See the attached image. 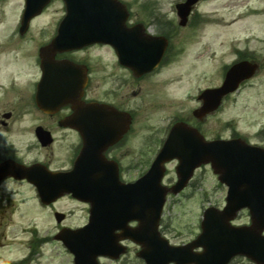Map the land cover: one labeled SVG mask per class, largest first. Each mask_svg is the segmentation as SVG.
<instances>
[{"label": "rangeland", "instance_id": "obj_1", "mask_svg": "<svg viewBox=\"0 0 264 264\" xmlns=\"http://www.w3.org/2000/svg\"><path fill=\"white\" fill-rule=\"evenodd\" d=\"M128 1L134 4L133 10L138 11L142 0ZM151 1L161 19L177 21L175 15L170 13L173 12L172 5L178 0ZM208 1L206 3L208 5L203 7V12L207 14L200 13L204 23L195 28L191 35L188 34L189 31L178 28L172 35L176 55L169 64L145 82H138L135 85L129 83V86L119 88L124 93L121 97L118 94L119 102L137 110L135 120L137 132L125 150L136 148L139 158L142 157L140 155L145 142L152 140L155 145L159 132L168 118L172 115L189 116L188 113L194 103L188 102L186 95L193 92L194 88L217 84L219 81L216 75L217 68L220 70L221 64H228L234 58L233 49L246 42L251 55H255L258 61L259 69L256 76L239 92L234 93L215 115L207 114L202 117L199 127L207 138L228 136L233 130L245 138H254L255 131L264 125V42H261L264 38V0ZM202 6L203 4L200 6V11ZM20 7V0H9L4 5H0V24H3V19H8L9 25H12ZM138 13L144 18L148 16L140 11ZM210 13L212 19L208 18ZM58 14H60L59 6L51 5L39 18L32 21L24 41L17 43L20 44L19 49L24 55L34 54L38 44H42L46 36L51 34V28ZM4 34L6 32L0 34V39ZM181 47L184 49L178 57L177 51ZM214 52H216L215 58L214 54L211 55ZM84 58L89 60L92 67L95 66L93 94L101 93L108 96L113 89H117V79L120 80L122 77L113 68L108 52H91ZM96 59L107 61L106 70L102 69ZM227 124H231V128H227ZM57 152L62 153L60 148ZM151 153L148 151L147 156L150 157ZM29 156H33V153ZM197 180H200L197 194H201L203 206H221L224 194L216 183L215 176L209 170H202ZM30 206V204L23 205L24 211H20L21 215L13 214L10 224L19 223L26 226V220L32 215V217L38 216L42 224L45 223V219L48 220L45 227L49 226L51 219L37 215L38 213ZM8 217L10 218L9 214L0 216V244H2L0 255L6 259L18 258L31 245L29 230H19L14 225L8 227ZM167 218L170 219L173 230H179L183 238L188 237L193 230H196V221L199 219L196 199L174 206ZM245 221L246 216L242 214L237 223ZM47 231L49 230H39L40 236H49L45 234ZM39 247L41 248V256L38 257L40 264H71L70 258L56 242L49 241Z\"/></svg>", "mask_w": 264, "mask_h": 264}, {"label": "flooded vegetation", "instance_id": "obj_2", "mask_svg": "<svg viewBox=\"0 0 264 264\" xmlns=\"http://www.w3.org/2000/svg\"><path fill=\"white\" fill-rule=\"evenodd\" d=\"M167 20L163 19H133L130 25L141 23L145 30L149 26L160 27ZM18 26V25H17ZM144 30V31H145ZM148 31V30H147ZM161 28H155L156 34H161ZM0 34L1 31H0ZM0 39V164L6 161H13L24 166L37 164L35 180L40 185V189L32 186L25 180H16L6 178L0 183V216L9 214L12 216L19 205L32 202L35 210H38L48 217H52L55 224L53 230H61L64 227L79 228L86 225L89 221L90 206L87 203H81L73 200L69 196H62L59 199L43 203L42 195L38 191H44V197L49 193L56 192L59 178L55 174L65 173L73 168V161L80 148L87 145L93 148L92 153L101 157L105 156L108 160L114 161L118 167L120 180L124 183L134 182L138 178L139 166L142 167L148 151L153 152V141L144 143L139 158L136 148L134 150H125L133 137L136 135V116L135 111L131 112L124 103L119 102V96H124L120 87L135 85L138 82H145L149 74L139 77L135 76L130 70L121 67L117 63L116 56L109 48L112 66L122 78L117 79L116 88L108 96L104 94H93L92 88L94 80H89L87 73V84L83 89V101H109L119 110L128 111L132 116L130 124L124 126L123 131L114 133L116 141L106 142L100 145L96 140L91 139L85 133H81L82 125L76 123L79 118L72 110V105L65 99L63 92L54 91L46 93L53 101L52 109L43 111L38 107L36 98L38 90L42 89V68L37 51L34 54L24 55L19 49L18 41L22 42L26 35L19 33L18 27L12 35L4 34ZM17 40V41H15ZM38 48V47H37ZM65 55H62L64 57ZM63 79V77H62ZM47 85L45 88L52 87ZM124 87V88H125ZM116 91H118L116 93ZM135 95H133L134 97ZM132 97V98H133ZM58 100L61 101L60 107H57ZM58 148L62 153L57 152ZM33 153V156H29ZM38 190H36V189ZM23 191H21V190ZM49 192V193H47ZM179 196L173 197L178 198ZM24 199H26L24 201ZM66 202L64 205L63 203ZM75 204L80 214L81 223H67L68 214L66 205ZM61 204V205H60ZM167 205V204H166ZM165 205V208H166ZM179 204H173L177 206ZM20 210V209H19ZM18 210V211H19ZM62 213L59 222L55 220V213ZM71 219V218H70ZM132 228H137L136 221L130 222ZM161 234L169 239L173 244H186L195 239L201 230H193L188 237H182L179 230H170V226L164 220L160 224ZM228 231V230H227ZM220 236L215 237L218 247L229 245L231 236L225 230H220ZM264 234V232H263ZM213 240V238H212ZM125 246V254L121 255L114 264H136L138 262L137 251L141 248L129 239L120 240ZM212 243V242H211ZM215 245V243H213ZM202 248L194 249L196 253L201 252ZM224 250H218L216 256L221 255ZM105 262L109 260L105 259ZM226 264H255L243 256L233 257Z\"/></svg>", "mask_w": 264, "mask_h": 264}, {"label": "water", "instance_id": "obj_3", "mask_svg": "<svg viewBox=\"0 0 264 264\" xmlns=\"http://www.w3.org/2000/svg\"><path fill=\"white\" fill-rule=\"evenodd\" d=\"M78 1H76L77 3ZM44 5V4H43ZM42 6V5H41ZM40 7V6H39ZM36 12L29 13L26 19H29ZM86 36V35H85ZM102 36L96 30L91 36H89L88 41L97 40ZM244 65L235 66L231 70L232 75L228 77L223 87L214 92L219 101L220 96L223 93L231 91L235 88V85L239 79L248 77L250 75L249 69L243 68ZM245 71V74L240 75L239 72ZM201 144L202 152L205 154L204 158L193 160L191 166L187 168H182V165L177 168V173L180 175L178 189L181 188L188 178L190 171L198 166L200 163L211 162L215 173L218 174L220 182L225 183L228 188V196L226 198L227 206L221 212L215 210H208L205 214V219L202 224L203 230H244L235 229L229 227V220L234 217L236 211L243 207H249L252 213V226L248 230H262L264 228V151L257 148H250L242 146L241 151H235L234 146L238 145L236 142H217V143H205L199 139ZM241 145V144H240ZM164 158H159L155 163V168L152 171L154 175V187L159 186L158 181L161 177V168L158 167ZM158 164V165H157ZM188 175V176H186ZM146 180V178H145ZM144 180V181H145ZM143 181V183H145ZM161 190V189H159ZM161 201H156L158 208L157 213L153 217V231L156 230V221L159 216L160 207L162 204V191ZM156 194V193H155ZM69 249L75 255V264H95L93 256L90 260H87L85 256V250L80 245H69ZM89 251L96 253L102 252V250H95L89 248ZM182 249H171L166 248L164 250H154L145 254V258L148 257L150 264H167L168 261H172L177 258L182 252ZM243 249L236 250V253H244ZM166 259V261H162Z\"/></svg>", "mask_w": 264, "mask_h": 264}]
</instances>
